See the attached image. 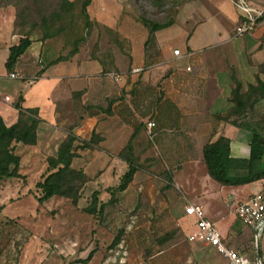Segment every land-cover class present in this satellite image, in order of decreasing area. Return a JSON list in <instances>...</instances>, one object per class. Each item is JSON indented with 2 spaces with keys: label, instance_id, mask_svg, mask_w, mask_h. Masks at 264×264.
I'll return each instance as SVG.
<instances>
[{
  "label": "crops",
  "instance_id": "crops-1",
  "mask_svg": "<svg viewBox=\"0 0 264 264\" xmlns=\"http://www.w3.org/2000/svg\"><path fill=\"white\" fill-rule=\"evenodd\" d=\"M122 2L92 0L88 12L95 28L66 59L57 61L69 50L62 37L30 36L31 45L12 71L6 67L10 47L22 37L12 40L13 22L1 20L0 48H6L0 57V116L11 126L18 122L20 108L37 110V143L24 145L47 157H57L70 134L87 141L95 138L89 148L79 150L72 166L88 176L87 190L99 191L104 224L108 216L116 233L117 241L102 264H228L211 245L188 240L195 229V219L185 213L188 203L201 204L228 245L245 253L250 264H258L251 247L256 231L244 225L235 210L263 189L264 179L223 185L210 176L204 148L224 134L231 141L232 157H250L253 134L223 116L233 106V74L248 79L249 85L264 84V20L253 33L237 36L241 12L235 4L225 25L210 20L192 28L183 24L179 45L178 23L151 33L143 23H127ZM176 47L180 55L174 54ZM13 71L23 77L10 78ZM5 80L19 81L9 89ZM257 103L258 109L264 108V97ZM150 121L155 123L151 129ZM260 142L264 144V136ZM129 144L139 167L111 202L109 189L118 186L129 169L121 156ZM20 173L15 179L25 176L22 164ZM42 175L34 184L0 186V213L29 202L27 213L12 210L6 220H23L28 228L25 245L35 255L50 232L44 204L57 197L39 202L36 184ZM53 233L59 236V229L53 227ZM260 246L264 264L262 239ZM95 249L88 264H100Z\"/></svg>",
  "mask_w": 264,
  "mask_h": 264
},
{
  "label": "rangeland",
  "instance_id": "rangeland-1",
  "mask_svg": "<svg viewBox=\"0 0 264 264\" xmlns=\"http://www.w3.org/2000/svg\"><path fill=\"white\" fill-rule=\"evenodd\" d=\"M70 1H74L72 6L64 0H0V21L10 19V22H13L12 40L26 35L43 37L52 34L55 37H65L68 44H71L86 33L89 34L91 28L93 31L95 25L91 28L86 25V18L82 14L84 0ZM249 1L262 3L264 0ZM121 6L124 8L127 23H141L140 19L160 23H178L179 33L177 32L175 43L179 45L182 43L180 30L184 29L183 24L187 23L189 28H192L210 20L209 22L218 24L223 22L225 25L229 23L228 13L236 7L235 0H123ZM96 28L100 29V26ZM5 48H0V57H3ZM240 80L242 82L240 89L247 91L251 86L247 84L248 79ZM17 81L19 80H5L4 84L12 89L13 85L18 83ZM258 105L256 102L246 112L233 116L242 121V128L248 131L255 129L264 136V108L258 109ZM230 115L231 112L228 118ZM18 154L21 156L24 178L0 180V186L3 184L8 186V183L12 186L18 183L34 184L40 179L41 174H45L46 155H40L35 152L33 146L24 144L19 146ZM91 194L85 186L83 198L78 205H74L68 198L59 196L44 204L48 224L46 225L50 232L42 238V249L38 250L36 255L31 253L30 246L25 245L24 230L28 228L23 220L19 221L20 217L6 220L12 210H18L22 214L27 213L29 202L9 206L8 212L0 213V264H77L79 262L88 264L87 258L94 247L96 251H100L97 262L100 261L102 264L110 254L117 238L114 239L116 233L111 231L108 216L107 223L104 224L102 214L100 217L84 211ZM1 209L0 207V212ZM53 227L59 229V236L53 233ZM263 235L259 238L253 237L251 247L255 257L257 256V239L261 242V239L264 240ZM253 260L255 262L256 259L253 257Z\"/></svg>",
  "mask_w": 264,
  "mask_h": 264
},
{
  "label": "trees",
  "instance_id": "trees-1",
  "mask_svg": "<svg viewBox=\"0 0 264 264\" xmlns=\"http://www.w3.org/2000/svg\"><path fill=\"white\" fill-rule=\"evenodd\" d=\"M70 6L74 1L64 0ZM92 0H84L82 3V14L86 18V25L91 28L95 25V21L90 18L88 7ZM59 15V13H57ZM151 33L157 30L173 25V22L160 23L140 19ZM92 22V23H91ZM89 28V29H90ZM92 28L88 33L80 39H76L71 44H68L65 37V46L69 48L68 53L60 56L57 61L73 56L79 51L80 46L88 39ZM52 34L43 36L44 39L54 38ZM31 45L29 36H23L20 43L10 47V53L6 62L8 71H12L18 62L21 55ZM235 86L233 88L230 101L233 103L227 113L223 116L225 120L243 127L240 120L234 118V114L240 115L252 108V104L258 102L264 97V84L259 82L258 85H251L247 91L241 90V80L233 74ZM231 112L230 117L228 114ZM227 117V118H226ZM233 118V120H232ZM38 112L35 109L20 108V117L17 123L7 126L0 116V179H12L21 177L20 166L21 156L16 152L19 143L35 145L37 143V125L39 123ZM253 134L250 144L249 158H234L231 156V141L224 135L219 134L211 140L204 148V159L207 165L210 176L223 185L240 186L249 184L261 179H264V169L262 168V158L264 156V144L260 142L261 133L255 129H249ZM95 138L91 141L80 139L79 137L70 134L61 144L57 157H47V169L42 175L41 180L36 184V187L41 192L38 198L39 202L52 198L53 196H61L68 198L74 205H78L83 197V190L89 178L83 170L73 168L72 161L79 156V150L89 148ZM132 147L127 148L122 152L121 156L129 165L128 171L123 175L118 186L109 189L112 199L116 201V193L124 190L133 180L134 174L137 171L139 164L135 158L131 157ZM105 205L101 203L99 191H95L89 198L88 205L84 211L99 215L104 213ZM101 217V216H100ZM93 253L89 254L87 260L92 258Z\"/></svg>",
  "mask_w": 264,
  "mask_h": 264
},
{
  "label": "built area",
  "instance_id": "built-area-1",
  "mask_svg": "<svg viewBox=\"0 0 264 264\" xmlns=\"http://www.w3.org/2000/svg\"><path fill=\"white\" fill-rule=\"evenodd\" d=\"M235 4L241 12V21L235 28V34L243 36L253 33L257 25L264 20V2L261 5H255L249 0H235ZM174 54L180 55L181 50L175 49ZM110 76L115 80L121 79V76L116 73H111ZM9 77L19 79L23 76L21 73L13 71L9 73ZM5 99L10 100L8 96ZM154 126L153 121L148 123L150 129ZM235 212L238 219L244 225L253 227L257 237H260L264 233V190L256 192L247 200L240 202L236 206ZM185 213L195 219V229L188 236L189 241L211 245L227 260L228 264H250V259L245 253H241L228 245L216 223L207 217L201 204H186Z\"/></svg>",
  "mask_w": 264,
  "mask_h": 264
},
{
  "label": "water",
  "instance_id": "water-1",
  "mask_svg": "<svg viewBox=\"0 0 264 264\" xmlns=\"http://www.w3.org/2000/svg\"><path fill=\"white\" fill-rule=\"evenodd\" d=\"M256 248H257V260H258V264H262L261 246H260L259 239H257V246H256Z\"/></svg>",
  "mask_w": 264,
  "mask_h": 264
}]
</instances>
